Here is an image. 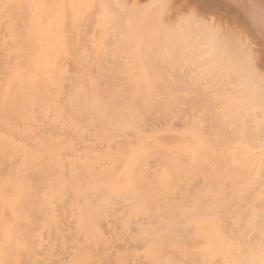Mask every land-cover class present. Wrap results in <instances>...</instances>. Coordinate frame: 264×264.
Listing matches in <instances>:
<instances>
[{
    "label": "rangeland",
    "instance_id": "1",
    "mask_svg": "<svg viewBox=\"0 0 264 264\" xmlns=\"http://www.w3.org/2000/svg\"><path fill=\"white\" fill-rule=\"evenodd\" d=\"M118 1L119 4L121 3L120 5L118 2L116 4L115 0H95V2L94 0H0V264H66L71 258L72 253L68 254L72 252L71 247L65 248L64 244L54 246L56 243L54 231L53 238L48 241V234L51 232L49 225H53L49 216L59 220L58 214H61L59 207L55 205L53 206L54 210H42L41 215H37L36 218L31 216V208L41 206L49 208V204L54 201L51 192L55 194L56 202H58L59 198L56 195L58 191L54 190L56 180L49 178L52 172L57 171L75 174L93 171L98 185L101 187L107 185L112 180L110 178L119 174L120 171H129L133 176L132 193L115 195L113 198L111 197L110 204L119 205L122 201L131 203L138 201L145 207L157 208L158 206L160 217L163 218L160 219V230L171 228L182 236V244L187 245V256L184 258L187 264H245L243 260L248 256L244 250V240L237 235V231L239 234L241 232L242 224L246 220H250L255 227L251 234L253 243L264 239V225L261 228L258 227V221L260 220V223L264 221L256 217L258 213L262 216L264 214V209H262L264 208V166L261 165L259 169L253 168L257 165V160L260 162L264 158V148L259 147L264 144V141L258 144L257 140L262 137L256 133L259 130L264 135V130L261 131L260 127L255 126L254 112L249 104L250 94L242 89L244 84L249 83V78L242 73L243 71L239 67L241 65L242 69L245 66L248 67L251 69L250 71H254V75L263 70V75H260L261 72L259 73L263 79L260 82L262 79L259 75H257L259 77L255 75L253 80L252 72L245 68L246 72L251 73V76L250 74L248 76L252 82L262 83L258 86V92L264 91V38L253 33L254 30L251 29L249 23L245 22L243 10L237 4L233 2V5H230L232 8L235 5L238 6V8L234 7V10L230 8L235 13L229 10L231 1L228 3V0L227 2L225 0V5H222V8L217 7L215 10L214 7H207L203 0ZM177 1L182 3V6ZM103 2L107 8L114 9V11L109 10L111 12L108 11V13L114 14L117 20L114 17L107 21L103 17V19L101 18ZM258 2L261 4V0ZM88 9L90 14H87ZM195 11H197V16L194 14ZM224 11L230 16L226 17V12L222 13ZM208 12H214L213 16ZM218 12L220 15L217 14ZM65 14L68 16L66 17ZM221 14L225 19L221 17ZM130 15L134 17L128 24L125 21ZM192 15H195L196 20L191 18ZM200 15L204 16V20ZM40 16L44 17L43 28L47 34L55 31L60 33L61 42L57 58L60 65L47 60L42 49V34L37 29L38 23L34 21V18ZM205 16L208 20L205 19ZM235 16L237 21L234 20ZM200 18L212 27L210 28L208 25L205 26L206 28L203 27L205 24L197 21ZM89 19L91 20L89 21ZM190 20L195 21L194 23L190 22L191 28L188 25ZM112 22L115 23V27H113L114 24L111 27ZM105 23L106 25H104ZM183 23L185 25L188 23L187 28L190 29L188 28L186 32L191 34L183 32L185 31ZM157 24L161 26L162 33L155 30ZM181 24L184 26L178 28ZM194 24L196 27L201 25L197 27L198 31L200 27L205 29L204 31L201 29L203 34L201 30L198 32V35L201 33V38L192 33L196 29ZM234 24H240L239 27L243 26H241L243 34L241 30L239 31V27L236 26L237 30L233 27ZM243 24H247V26L245 25V27ZM192 28L194 30H191ZM70 29L72 30L70 31ZM111 29L114 31L120 29L124 33L120 31L122 36L119 32L112 34L113 30L111 31ZM125 29L127 33H125ZM170 29L174 30L172 31L176 37L182 30V35L186 34V38L188 35L194 36L191 38L188 36V38L193 44L196 41L195 46L190 45V40H187L185 36L177 37L179 40L175 42ZM209 29L216 33H209ZM129 30L131 35H129ZM175 31L177 34L174 33ZM195 32L197 33V31ZM245 33L248 38L253 35L255 38L252 36L251 39L254 40L249 39L250 41H248L247 38L245 41ZM248 33L251 35L249 36ZM64 34H67L66 38ZM118 34L119 36H117ZM169 34L173 35V38ZM244 35L245 38H242ZM161 36L163 41H161ZM195 36H198L200 40L197 37V41ZM204 36L206 41L207 37H214V40L216 37L215 41L217 42L219 39L220 43H212L215 46L211 48L208 44L210 39L205 44ZM64 38L66 41L63 40ZM81 38L82 40H80ZM168 38L169 42H166L165 39ZM192 38L196 40H192ZM237 39L244 42V46ZM145 40L150 43L151 48ZM201 40L204 42L202 43ZM87 41L89 43H86ZM159 42L168 43L166 46L162 43L164 45L162 53L161 50H158V46L162 45H159ZM246 42L248 43L245 46ZM199 43L203 46V49L200 47L201 50L200 48L197 50ZM240 43L242 45L237 47L236 45ZM91 45H93L92 48ZM169 45L174 46L170 47ZM180 45L186 52L181 51L183 49L179 47ZM232 46L236 51L240 49L241 55L239 53L238 57L232 55L231 52L234 51ZM173 47L177 50H174ZM194 47L196 50L192 49ZM172 49L174 52L171 51ZM224 49L226 54L223 53ZM176 51L179 53L176 54ZM200 51L202 52L201 58L206 56L208 60L212 58L213 64L209 63L210 60L207 62L206 58L203 61L197 60L200 59ZM170 52L173 53L172 59H170ZM189 52L192 57L187 56ZM145 53L146 56H148L147 53L151 56L147 58ZM193 53L194 55H192ZM175 54L179 62L177 65H175ZM165 55L166 57H164ZM187 57L190 58L189 63L192 62V58H196L195 62L193 59L194 64L189 65ZM227 57L228 59H226ZM204 61L208 64H204ZM201 62L206 65L204 69ZM230 63L233 66L229 65ZM70 64H74V66ZM209 64L212 65V68L208 70ZM236 64L239 66L237 67ZM253 65H257V67L254 66V68ZM200 66L202 69L199 68ZM229 66L234 68L230 69ZM85 69H90V73L87 71L85 74ZM145 69L148 71L146 72ZM210 69L216 73H212ZM203 70L206 72L208 70V74L211 71L212 75L210 73L209 77L205 73L204 76ZM232 70H235V73ZM200 71L203 73L201 74ZM178 72L180 74L184 72L185 78L178 75ZM69 75L80 78L86 76L90 79L78 81L71 79L68 77ZM162 75L166 77H162ZM225 76L229 77L232 82L233 87L229 89L230 92L234 85L235 88L240 85L238 89H242L241 94L239 90L237 93L234 89L233 93L239 95L238 97L234 93L237 96L235 98L244 99L245 102L243 100L242 102L245 107L238 105L237 108L236 104L232 106L233 98L229 96L231 100L228 97L225 98L227 89L225 88V92L219 89L222 87L218 84L223 85L221 83L223 79H225L223 81L227 87L226 81L229 79H226ZM218 80L221 81L218 82ZM233 80L235 81L233 82ZM179 83L184 84V87ZM227 83L229 86L230 81ZM137 84L141 87L138 92L143 95L146 93L148 98L134 92L133 88ZM147 84L148 88H146ZM175 86H179V88L175 89ZM186 87L188 88L186 89ZM258 92L255 94L256 100H262L264 106V93L262 92L260 97L261 94L258 95ZM204 94L208 97L211 96V101L213 99L216 105L211 103L210 98L202 97ZM184 95H187L186 98ZM202 98L205 100L203 101ZM159 99L161 105H159ZM207 102L216 107L209 104L212 106L210 107ZM184 103L189 104V107ZM195 103L199 104L196 106ZM200 105L202 107H199ZM263 106H260V111H264ZM222 107L224 110L226 109L225 112L229 110L227 113L233 120L229 119L231 122H237L236 125L229 121L227 113L222 114L224 112ZM257 109L256 116L259 110ZM213 110L216 114L219 113L217 117ZM259 116H264V113L261 112ZM228 121L230 124L227 123ZM259 124L263 123L258 122L257 125ZM221 126H226V129L220 128ZM207 127L209 131L205 129ZM253 127L259 129L255 131L252 129ZM204 130L207 131L204 132ZM252 130L255 131L254 136L256 134L258 137L251 136ZM227 131L230 135L226 133ZM232 134L233 136H231ZM262 134L261 136H263ZM251 137L256 142L252 143ZM216 143L219 146H216ZM250 151H257L255 153L258 156L254 153L256 157H253V153ZM259 151H263V153L259 154ZM233 155H236L234 159H232ZM247 169L248 172H246ZM239 173L242 175H237ZM257 174L260 175L258 178ZM229 175L236 177L237 187L232 188L230 184H227L225 191L230 192L235 189L237 196L233 195L236 200L228 199L230 205H225L221 203V199L224 198L218 192L219 190L223 191L225 187H222L223 183L227 181L226 176ZM261 181L263 182L260 183ZM103 189H100V194H90V197L94 201H100L105 197V194L102 193ZM66 195L73 196L71 192ZM82 199L83 197L80 201ZM256 203L258 206L255 205ZM233 207L238 208L237 210L242 213L241 218L239 212H233ZM182 211H185L186 215L180 219L179 215ZM170 218H177V223L174 221L170 223ZM234 221L238 229L234 227ZM100 222L103 224L102 220ZM239 223L241 226H238ZM257 227L258 232L255 231ZM116 236L123 237L121 230L116 233ZM253 246L255 247L256 244ZM165 248L160 264H168L166 260L168 248ZM51 251L56 257L47 258L46 255ZM107 261L109 264L111 263L110 260ZM142 261L139 257L137 263L142 264ZM149 261V258L145 259V262Z\"/></svg>",
    "mask_w": 264,
    "mask_h": 264
},
{
    "label": "crops",
    "instance_id": "2",
    "mask_svg": "<svg viewBox=\"0 0 264 264\" xmlns=\"http://www.w3.org/2000/svg\"><path fill=\"white\" fill-rule=\"evenodd\" d=\"M68 174L65 171H57L49 176L56 180L54 190L58 193L59 191L64 194L71 192L76 196V203L68 204L71 212L69 208L61 209L60 215L63 220L61 218L56 220L49 216L53 225H49L51 232L48 234V241L53 238V231L62 229L63 222H65L63 227L67 226V222H73L82 232L80 235L75 234L78 236L75 242L80 243L81 248L75 252L71 247L72 255L66 264H101L103 259L110 260V264H138L139 257L143 260L142 264H160L165 247L168 248L166 255L168 264H187L184 260L187 256V245L182 244V236L171 228L160 230V219L163 218L160 217L158 206L157 208L145 207L138 201L136 203L122 201L119 205L110 204L112 195L132 193L134 187L131 172L120 171L119 174L111 177L108 187H105L102 192L105 197L100 201H94L90 197V194H100L101 188L98 187L95 172L72 173V176ZM71 178L72 184L69 183ZM69 184L71 185L68 186ZM82 197L84 201H80ZM47 210H54V208L49 206ZM185 215V211L180 212V219ZM100 217H103V226H101L103 230H99ZM176 219L170 218V223L172 221L177 223ZM119 230L123 237H115ZM66 240L67 237L64 238L63 244L67 246ZM72 242L75 243L73 240ZM97 242L103 243L105 247L103 252L95 250ZM46 257L54 258L56 255L51 251ZM146 258L150 261L145 262Z\"/></svg>",
    "mask_w": 264,
    "mask_h": 264
},
{
    "label": "bare ground",
    "instance_id": "3",
    "mask_svg": "<svg viewBox=\"0 0 264 264\" xmlns=\"http://www.w3.org/2000/svg\"><path fill=\"white\" fill-rule=\"evenodd\" d=\"M88 1V0H87ZM114 1V0H113ZM129 1V0H128ZM192 1V0H191ZM199 1V0H198ZM204 2L203 3H205L206 5H207V7L209 6V7H214L213 9L215 10V8H217V7H221L222 5H225V0H203ZM232 3H231V2ZM93 2V1H92ZM94 2H95V0H94ZM116 2H118V4H119V1L118 0H115V3ZM176 2V1H175ZM178 2V1H177ZM186 2V1H185ZM222 2H223V4H222ZM226 2H227V0H226ZM230 2V3H229ZM233 2L235 3V4H237L239 7H240V9L241 10H243L242 12V14H243V17L246 19L245 20V22L247 21L248 23H249V25H250V27H251V29L252 30H254L253 31V33H257L258 34V36L259 37H261V38H264V3L262 4V2H263V0H261V4L258 2V0H228V3H229V6L231 5H233ZM104 3V2H103ZM178 3H180V2H178ZM193 3V2H192ZM196 3V2H195ZM200 3V2H199ZM117 4V3H116ZM121 4V3H120ZM119 4V5H120ZM181 4V6H182V3H180ZM202 4V3H201ZM234 4V5H235ZM103 6H102V16H101V14H100V16H101V18L103 17L104 18V20H106L107 21V19H113V17H114V19H116L115 17V15L114 14H110V13H108V11L109 10H113L114 11V9L112 8V7H108V8H112V9H108L107 7H106V5H105V3L104 4H102ZM226 5H227V3H226ZM263 5V6H262ZM64 6V5H63ZM110 6V5H109ZM124 6V5H123ZM195 6V5H194ZM193 6V7H194ZM203 6H205V5H203ZM228 6V5H227ZM226 6V7H227ZM228 6V7H229ZM229 7V10H231L230 8H232V7ZM238 6L236 7V5L234 6L235 8H238ZM146 7V6H145ZM189 7V6H188ZM197 7V6H196ZM206 7V6H205ZM232 8L233 10L235 9V8ZM101 8V7H100ZM222 8V7H221ZM67 9V8H66ZM97 9V8H96ZM95 9V10H96ZM198 9H200L199 7H198ZM210 9V8H209ZM224 9V8H223ZM226 9H228V8H226ZM92 10H93V7H92ZM180 10V9H179ZM216 10H218V9H216ZM225 10V9H224ZM229 10H227V12L229 11ZM233 10H231V12H233ZM111 11H109V12H111ZM193 11H194V9H193ZM202 12H203V10H201ZM205 11V10H204ZM207 11H208V8H207ZM221 11V10H220ZM219 11V12H220ZM66 12H68V11H66ZM65 12V13H66ZM143 12V11H142ZM179 12V11H178ZM196 12V13H195ZM194 12V14L197 16V11H195ZM206 12V11H205ZM219 12L217 13V14H219ZM226 11H224V12H222V13H225ZM227 12H226V17H227V15H229V14H227ZM69 13V12H68ZM114 13V12H113ZM199 13V12H198ZM209 14L210 13H212V16H213V13L214 12H208ZM207 13V14H208ZM228 13H230V12H228ZM233 13H235V12H233ZM87 14H90L89 13V9H88V13ZM97 14V13H96ZM189 14V13H188ZM231 14V13H230ZM66 15V14H65ZM190 15V14H189ZM195 15H192L191 16V18H193L194 20H196V18H194L195 17ZM203 15H205V14H203ZM211 15V14H210ZM220 15V14H219ZM233 15V14H232ZM234 15H236V14H234ZM68 16V14L66 15V17ZM69 16H71V15H69ZM84 16H88V15H84ZM175 16V15H174ZM173 16V17H174ZM183 17H184V15H182ZM201 16V15H200ZM199 16V17H200ZM230 16V15H229ZM92 17V16H91ZM134 16L133 15H130V16H128L127 17V19H126V21L125 22H127L128 24H130L131 23V21H132V18H133ZM183 17H182V21H183ZM202 17V16H201ZM204 17V16H203ZM202 17V18H203ZM206 17V16H205ZM215 18H216V15L214 16ZM221 17H223L224 19H225V17L224 16H222V14H221ZM234 17V16H233ZM236 17V16H235ZM44 17H36V18H34V21H35V23H38V30H40L41 31V45H42V49H43V51L45 52V56H46V58H47V60H49V61H51V62H54V63H56V64H59V62L60 61H58L57 62V58H58V55H59V45H60V42H61V40H60V33L58 32V31H55V32H51V33H49V34H47V32H46V30L43 28V22H44V19H43ZM90 18V17H89ZM102 18V19H103ZM218 18V17H217ZM33 19V18H32ZM92 19V18H91ZM91 19H89V21L91 20ZM170 19V18H169ZM175 19V18H174ZM173 19V20H174ZM197 19H198V17H197ZM205 19H207V17L205 18ZM233 19V18H232ZM232 19H229V20H232ZM49 20V19H48ZM67 20V19H66ZM84 21H85V19H83ZM117 20V19H116ZM115 20V21H116ZM192 20V19H191ZM189 21L188 23H186V25L184 26L183 24H181V26L180 27H178V28H181L182 26H184L185 28H187V26L189 25V27L191 28V23L190 22H195V21ZM203 20H204V18H203ZM203 20L200 18V20H197V21H201V23L202 24H205L203 27H205V26H207L208 25V27H210L209 26V24H207V23H205V22H203ZM208 20V19H207ZM206 20V21H207ZM221 20V19H220ZM219 20V21H220ZM234 20H236L237 21V17H236V19H234ZM52 21V20H51ZM102 21V20H101ZM112 21V20H111ZM110 21V22H111ZM162 21V20H161ZM218 21V20H217ZM218 21V22H219ZM228 21V20H227ZM238 21H240V20H238ZM32 22V21H31ZM67 22V21H66ZM92 22V21H91ZM173 22V21H172ZM181 22V21H180ZM213 22V21H212ZM48 23H49V21H48ZM116 23H117V21H116ZM182 23V22H181ZM197 23V22H196ZM195 23V24H196ZM199 23V22H198ZM225 24H226V22H224ZM247 23V24H248ZM82 24V23H81ZM113 24H114V26H113ZM160 24V23H159ZM178 24V23H177ZM177 24H175L176 26L175 27H177ZM188 24V25H187ZM194 24V26H195V31H197V33L194 31V32H192L193 34L195 33V34H197L198 35V32H200V30L201 29H203V27L201 28L200 27V30L198 31V29H197V27H199V26H201V25H199V26H197L196 27V25ZM222 24V23H221ZM220 24V25H221ZM231 24V23H230ZM233 24V23H232ZM236 24V23H235ZM234 24V26L233 27H235V29L237 28V27H239L238 25H240V24H238V25H235ZM247 24H243L244 26L246 25L247 26ZM52 25V24H51ZM67 25H68V23H67ZM66 25V26H67ZM92 25V24H91ZM104 25H106V23L104 24ZM167 25V24H166ZM193 25V24H192ZM35 26V25H34ZM47 26H48V24H47ZM115 27V23L114 22H112V25H111V27ZM119 26V25H118ZM118 26H116V27H118ZM120 26H124V25H120ZM157 27H156V29L155 30H157V32H160V33H162L161 32V26L160 25H156ZM158 26H160L159 28H158ZM163 26H164V24H163ZM174 26V25H173ZM193 26V27H194ZM216 26V25H215ZM237 26V27H236ZM242 26V25H241ZM241 26L239 27V31L241 30ZM245 26V27H246ZM50 27V26H49ZM52 27V26H51ZM67 27H69V26H67ZM89 27H90V25H89ZM88 27V28H89ZM125 27V26H124ZM155 27V26H154ZM188 27V28H189ZM211 27H212V25H211ZM210 27V28H211ZM243 27V26H242ZM48 28V27H47ZM69 28H71V27H69ZM159 29V31H158V29ZM174 28V27H173ZM183 29V30H185V31H183V32H186V30H188V28L187 29ZM189 28V29H190ZM206 28V27H205ZM248 28H249V26H248ZM52 29V28H51ZM83 29V28H82ZM87 29V28H86ZM110 29V28H109ZM122 29V28H121ZM130 29V28H129ZM162 29H163V27H162ZM61 30V29H60ZM69 30V29H68ZM72 29H70V31H71ZM85 30V29H84ZM88 30V29H87ZM113 29H111V31H112ZM123 30V29H122ZM131 30V29H130ZM129 30V32H130V34L129 35H131V31ZM171 31L173 30V29H170ZM170 30H168V31H170ZM191 30H194V28H192ZM205 29H203V31H204ZM210 31H211V29H209ZM208 30V31H209ZM237 30V29H236ZM249 30V29H248ZM248 30H246V31H248ZM67 31V30H66ZM69 31V32H70ZM74 31V30H73ZM121 30L119 29V31H112V34H113V32H119L120 34H121V32H123L124 33V31H121ZM174 31V30H173ZM173 31H172V34H173ZM179 31V30H178ZM182 31L180 32H178V34H177V32L175 31L174 33H176L177 34V37H181V36H185V38H186V34H188L189 32L187 31L186 32V34H184V35H182ZM190 31V30H189ZM203 31L201 30V32H202V34H203ZM207 31V32H208ZM209 31V33H213L214 31H211L210 32ZM234 31V30H233ZM239 31H237V32H239ZM243 30H241V33L243 34V32H242ZM64 32V31H63ZM88 32V31H87ZM164 32V31H163ZM245 32V31H244ZM250 32V31H249ZM65 33V32H64ZM73 34H74V32H72ZM72 33H71V35H72ZM76 33V32H75ZM93 33V32H92ZM111 33V32H110ZM125 33H127L126 32V29H125ZM156 33V32H155ZM160 33H158V34H160ZM214 33H216V32H214ZM234 33H236L235 31H234ZM240 33V32H239ZM84 34V33H83ZM157 34V35H158ZM179 34H180V36H179ZM189 34H191V33H189ZM238 34V33H237ZM65 35H67V34H64V37H65ZM75 35V34H74ZM104 35V34H103ZM124 35V34H123ZM167 35H168V33H167ZM169 35H171V34H169ZM174 35V40H175V42H176V40H179V38L177 39V37L175 36V34H173ZM173 35H171L172 36V38H173ZM201 33H199V37L201 38ZM245 35H246V33H245ZM245 35L242 37V36H240V37H242V38H245ZM248 35H249V33H248ZM251 35V34H250ZM249 35V36H250ZM117 36H119V34L117 35ZM120 36H122V34L120 35ZM189 36V35H188ZM188 36H187V40L189 39L190 40V38H191V36L192 35H190L189 37L190 38H188ZM198 36H195L196 38L198 37ZM253 36V35H252ZM252 36H251V38H252ZM256 36V35H255ZM116 37V36H115ZM192 37H194V36H192ZM198 37V38H199ZM254 37V36H253ZM61 38H62V35H61ZM66 38V37H65ZM65 38L63 39V40H65ZM83 38V37H82ZM82 38L80 39V40H82ZM86 38V37H85ZM94 38V37H93ZM158 38V37H157ZM163 37L161 36V41H163V39H162ZM169 38H170V36H169ZM169 38L168 39H165L166 40V42H169V41H167V40H169ZM176 38V39H175ZM185 38H184V40H185ZM198 38H197V41H198ZM200 38H199V40H200ZM204 38H205V36H204ZM203 38V39H204ZM247 38H248V36L246 35V39H244L245 41L247 40ZM251 38H248V41H250L249 39H251ZM255 38V37H254ZM257 38V37H256ZM84 39V38H83ZM159 39V38H158ZM193 39H195V38H192V40ZM208 39H210L209 41V43L207 42L208 41ZM257 39H260V38H257ZM86 40H87V38H86ZM106 40V39H105ZM143 40H144V38H143ZM148 40V39H147ZM147 40H145V42L147 41ZM164 40V41H165ZM173 40V39H172ZM186 40V42H188ZM196 40V39H195ZM215 40H217V38L215 37ZM214 40V37H207V41H206V38L204 39V41H205V44L206 43H208L209 44V47H211L212 48V46H215V44H217V43H220V40L218 39V41L216 42ZM254 40V39H253ZM252 39H251V41H253ZM66 41V40H65ZM68 41H70L69 39H68ZM74 41V40H73ZM149 41V40H148ZM202 41V40H201ZM204 41H202V43L204 42ZM237 41H239L238 39H237ZM258 41H260V40H258ZM173 42V41H172ZM174 42V43H175ZM179 42V41H178ZM190 42H191V40H190ZM189 42V43H190ZM195 42L196 41H194V44L191 42L190 43V45H194L195 46ZM215 42V44L213 45L212 43H214ZM239 42H242V41H239ZM263 42H264V40H263ZM74 43V42H73ZM76 43V42H75ZM86 43H89L88 41L86 42ZM111 43V42H110ZM142 43H144V42H142ZM146 43H148L149 45H150V43L149 42H146ZM162 43H164V42H162ZM161 42H159V45L160 44H162ZM182 43V42H181ZM234 43H235V41H234ZM247 43L248 42H246V44H245V46L247 45ZM262 43V42H261ZM85 44V43H84ZM165 44V46H166V44L168 45V43H164ZM170 44H171V41H170ZM187 44V43H186ZM207 44V45H208ZM222 44V43H221ZM242 44H243V46H244V42H242ZM241 43L240 44H237L236 46L238 47L239 45H242ZM263 44V43H262ZM95 45V44H94ZM144 45V44H143ZM163 45V44H162ZM162 45H160V46H158L159 48H158V50H161V53H162V51L164 50L163 49V47H164V45L162 46ZM184 45V44H183ZM188 45V44H187ZM258 45V44H257ZM65 46V45H64ZM64 46H61V47H64ZM68 46H69V44H68ZM74 46V45H73ZM85 46V45H84ZM147 46V45H146ZM145 46V47H146ZM170 47H172V46H174V45H169ZM186 46V45H185ZM185 46H184V48H185ZM196 46H197V43H196ZM242 46V47H243ZM250 46V45H249ZM253 47L254 46H256V45H252ZM251 46V47H252ZM93 47V45H91V48ZM175 47H176V45H175ZM180 48H182V46L180 45L179 46ZM192 47V46H191ZM202 48L203 46L202 45H200V43L198 44V48H197V50H199V48ZM230 47V46H229ZM147 48H148V46H147ZM150 48H151V45H150ZM149 48V49H150ZM174 48V47H173ZM178 48V47H177ZM190 48V47H189ZM201 48H200V50H201ZM225 48V47H224ZM231 48V47H230ZM232 48H234L233 46H232ZM87 49H89V48H87ZM166 49H167V47H166ZM183 49V48H182ZM187 49V48H186ZM192 49H195V47L194 48H192ZM203 49V48H202ZM242 49H244V48H242ZM241 49V50H242ZM250 49H252V48H250ZM250 49H249V51H250ZM259 49H261V48H259ZM153 50V49H152ZM174 50H177V49H175L174 48ZM174 50L172 49L171 51H173L174 52ZM196 50V49H195ZM240 50V49H239ZM238 49H237V51L235 50V48H234V51L233 52H235V53H233V52H231V54L232 55H237L238 53H239V55H241V51H239ZM93 51V50H92ZM147 51V50H146ZM150 51H151V49H150ZM181 51H183V53L184 52H186V51H184V49L183 50H181ZM189 51V50H188ZM192 51V50H191ZM244 51H246V50H244ZM144 52V51H143ZM165 53L167 52V51H164ZM169 52V51H168ZM201 52V51H200ZM206 52V51H205ZM153 53H155V52H153ZM160 53V52H159ZM160 53V54H161ZM177 53H179L178 51H176V54ZM182 53V52H181ZM192 53V52H191ZM224 54H226V52H225V49H224V52H223ZM149 54H150V52H149ZM148 53H147V55L148 56H146V53L144 54L147 58H149L151 55H149ZM156 54V53H155ZM170 54H171V56H170ZM170 54H169V56H170V59H172L171 57H173V53L172 52H170ZM176 54H175V56H176ZM153 56H154V54H152ZM192 55H194V53L192 54ZM195 55H196V53H195ZM199 55H200V53H199ZM198 55V56H199ZM204 55H206V54H204ZM209 55V54H208ZM212 55V54H211ZM253 55H255L254 53H253ZM252 54L250 55L251 57L253 56ZM188 57L190 56V57H192L191 55H190V52H189V55H187ZM198 56H196V58H199L200 57V59H197V60H200V61H203L205 58L207 59L208 57L206 56V57H204L203 59L201 58V56H202V52H201V55L198 57ZM245 55L243 54V57H244ZM128 57V56H127ZM164 57H166V55L164 56ZM183 57V56H182ZM188 57H187V59H188ZM193 57H195V56H193ZM209 57H210V55H209ZM226 57V56H225ZM236 57H238V55L236 56ZM247 58H250V57H248V56H246ZM153 58V57H152ZM175 58V61H176V64L175 65H177V56L176 57H174ZM196 58H192V62H191V60H190V62L192 63V64H194L193 63V59H195L194 60V62L196 61ZM229 58H230V56H229ZM263 58V57H262ZM114 59V58H113ZM190 59V58H189ZM189 59L187 60L188 61V64L190 65L191 63H189ZM202 59V60H201ZM205 59V60H206ZM212 58H209V60H210V62L209 63H212L213 64V62H211V61H213V59L211 60ZM226 59H228V57L226 58ZM59 60V59H58ZM70 60V59H69ZM69 60H68V62H69ZM125 60H126V58H125ZM168 60V59H167ZM178 60L180 61V58H179V56H178ZM208 59L206 60L207 62L209 61ZM252 60H255V59H252ZM80 61V60H79ZM229 62H230V60H228ZM126 62H128V61H126ZM259 62V61H258ZM70 63V62H69ZM101 63H102V61H101ZM179 63V62H178ZM202 63V62H201ZM200 63V64H201ZM204 64H206L205 63V61L203 62ZM202 63V64H203ZM233 63H235V62H233ZM120 64V63H119ZM123 64V63H122ZM201 65V66H204V67H202L203 69L206 67V65L208 64H206V65ZM242 64H245V63H242ZM247 64V63H246ZM252 64V63H251ZM60 65V64H59ZM70 65H73L74 66V64H70ZM69 65V66H70ZM78 65V64H77ZM171 65V64H170ZM173 65V64H172ZM210 65V66H209ZM208 66V70H209V68H212V65L211 64H209ZM227 65V64H226ZM225 65V67L227 68L228 67V65L226 66ZM229 65H231V66H233L231 63L229 64ZM178 66H180L179 64H178ZM201 66L199 67V68H201ZM219 66V65H218ZM231 66H229V68L230 69H232V68H234V67H231ZM236 66H237V64H236ZM236 66H235V68H236ZM239 66V65H238ZM237 66V67H238ZM255 65H253V67H254ZM255 67H257V65L255 66ZM254 67V68H255ZM74 68V67H73ZM82 68V67H81ZM126 68V67H125ZM187 68V67H186ZM190 68V67H189ZM196 68V67H195ZM194 68V69H195ZM198 67H197V70L199 69ZM201 68V69H202ZM241 70H240V73L242 72V73H244V75H246V77H248L249 79H250V77L248 76L249 74H250V76H251V73H248L251 69H248V67H246L245 66V68H247L249 71L248 72H246L245 70H247V69H245L244 67H243V69H242V65H241V67H239ZM180 69H181V67H180ZM191 69V68H190ZM193 69V70H194ZM200 69V70H201ZM222 69V68H221ZM127 70V69H126ZM192 70V71H193ZM208 70H207V72H206V70H203L204 71V76H205V73H207L208 74ZM210 70H212V73L214 72V70L213 69H210ZM224 70V69H223ZM237 70H239L238 68H237ZM237 70H236V72H237ZM87 71H89V73H90V69H85L84 70V72H85V74H86V72ZM96 71V70H95ZM145 71L147 72L148 70L147 69H145ZM185 71V70H184ZM202 71V70H201ZM200 71V73L202 74L203 72H201ZM235 71V70H234ZM233 70H232V72H234ZM263 71V70H262ZM261 70L259 71V73H260V75H263V72H262ZM180 72V71H179ZM178 72V73H179ZM223 72V71H222ZM225 72V71H224ZM250 72H252V74H253V80L255 79L254 77H255V75H256V77H259L260 75H259V73L258 74H255L254 75V71H250ZM188 74H189V72H187ZM210 73H211V71H210ZM209 73V74H210ZM212 73H211V75H212ZM214 73H216V72H214ZM235 73V72H234ZM177 74V73H176ZM209 74H208V76H209ZM99 75V74H98ZM178 75H182V77L183 78H185L183 75H185L184 74V72H183V74H178ZM197 75V74H196ZM200 75V74H199ZM215 75V74H214ZM223 75H224V73H223ZM257 75H259V76H257ZM164 75H162V77H163ZM177 76V75H176ZM189 76V75H188ZM187 76V77H188ZM202 76V75H201ZM68 77H71V79H76V80H78V81H82L81 79H84V80H89L90 78H88V77H84V78H80V77H78V76H72V75H69ZM95 77V76H94ZM164 77H166V76H164ZM195 77V76H194ZM210 77V76H209ZM264 77V76H263ZM98 78V77H97ZM176 78V77H175ZM175 78H174V80H175ZM178 78H180V76H178ZM199 78V77H198ZM219 78V77H218ZM225 78L227 79H229V80H227L228 82L230 81V85L228 86V83H227V81H226V85H227V87L224 85V82L225 81H223V80H225V79H223L222 81L221 80H218V82H220L221 81V83H223V85H221L220 83L218 84V82H217V84H218V86H220V87H222V88H219V89H222L223 91L225 90V88L227 89V90H225L227 93H225L224 95L226 96L225 98H227L228 96L229 97H231V98H233L232 100H233V102H232V106L233 105H235L236 104V107L238 108L239 106L238 105H240V106H242V107H245V104L243 103V102H245L244 101V99H242L243 97H240L242 100H243V102H242V100H240L239 98H235V97H239V95H237V93H238V87H240V85H239V83H236L237 85H239V86H237L236 88H235V85H234V88H232V91L230 92V90L229 89H231V87H233L232 86V82H231V80H230V78L229 77H227V76H225ZM260 78H261V76H260ZM248 79V82L249 83H246V84H244V86H243V90L244 91H246L247 93H249L250 94V97L252 98L253 97V99H251L250 98V107L252 108V111L254 112V115H253V117H255V126L257 127H260V130L262 131V130H264V126H261V125H264V116H259L260 114H261V112H262V114L264 113V111H260V106H263V104H262V100L261 101H257L256 100V95L255 94H257V92H258V90H259V84H262V83H260L261 81H263V79L262 80H260V82L259 83H256L255 81H253L252 82V79H250L249 80ZM257 79H259V78H257ZM177 80V79H176ZM181 80V79H180ZM179 80V81H180ZM185 80V79H184ZM183 80V81H184ZM195 80V79H194ZM169 81V80H168ZM182 81V80H181ZM180 81V82H181ZM216 81V80H215ZM235 80H233V82H234ZM150 82V81H149ZM174 82V81H173ZM189 82V81H188ZM198 82V81H197ZM196 82V83H197ZM204 82V81H203ZM207 82V81H206ZM209 82V81H208ZM250 82H252V83H250ZM160 83V82H159ZM175 83V82H174ZM191 83V82H190ZM216 83V82H215ZM149 84V83H148ZM148 84L146 85V88H148L149 86H148ZM198 84H200V83H198ZM209 84V83H208ZM159 85V84H158ZM169 85V84H168ZM174 85V84H173ZM176 85H178L177 84V82H176ZM179 85H181L180 83H179ZM184 85V84H183ZM183 85H181V86H183ZM181 86H180V88H181ZM191 86V85H190ZM212 86V85H211ZM134 87V86H133ZM132 87V88H133ZM176 88L175 89H178L179 88V86L177 87V86H175ZM184 87V86H183ZM141 87L137 84V86L135 85V87L133 88V90H134V92H136V93H138L139 95H142V97H145L146 96V98H148V95H146V93H144V95L143 94H141L140 92H138L139 91V89H140ZM188 87H186V89H187ZM207 88V87H206ZM182 89V88H181ZM208 89V88H207ZM217 89V88H216ZM235 90V92H237V93H235L237 96H235V94L233 93V91ZM241 89V90H242ZM261 89V88H260ZM263 89V88H262ZM160 90H161V88H160ZM189 90V89H188ZM187 90V91H188ZM209 90H211V89H209ZM237 90V91H236ZM241 90H239V92H240V94H241ZM173 91V90H172ZM192 91V90H191ZM216 91H218V90H216ZM224 91V92H225ZM229 91V92H228ZM162 92V91H161ZM174 92V91H173ZM189 92V91H188ZM223 92V93H224ZM263 93H264V91H262ZM261 92V93H262ZM200 93V92H199ZM220 93V92H219ZM261 93H259L258 92V95H260ZM234 94V95H233ZM196 95H198V94H196ZM255 95V96H254ZM264 95V94H263ZM185 96V95H184ZM187 96V95H186ZM186 96H185V98H186ZM191 96V95H190ZM232 96H234V97H232ZM262 96V94L260 95V97ZM162 97V96H161ZM189 97V96H188ZM196 97V96H195ZM202 97H208V96H205V94L202 96ZM211 96H209L208 98H210ZM228 97V99H230ZM178 98H180V96H178ZM181 98H182V96H181ZM198 98V97H197ZM215 98V97H214ZM145 99V98H144ZM161 99V98H160ZM160 99H159V105H161V101H160ZM183 99V98H182ZM199 99V98H198ZM203 99V98H202ZM201 99V100H202ZM216 99H218V98H216ZM237 99H239V100H237ZM179 100V99H178ZM185 100V99H184ZM200 100V99H199ZM205 99H203V101H204ZM210 101H211V98L209 99ZM231 100V99H230ZM195 101H197V99H195ZM207 101H208V99H207ZM212 101H213V99H212ZM211 101V103H213V104H215L214 103V101L212 102ZM181 102V101H180ZM200 102V101H199ZM206 102V101H205ZM183 103V102H182ZM188 103H189V101H188ZM202 103V102H201ZM204 103V102H203ZM238 103V104H237ZM157 104V103H156ZM184 104H187V103H184ZM196 104V106H197V104H199V103H195ZM209 104H210V102H209ZM208 104V102H207V105H209ZM213 104H210V105H212L213 107L216 105H213ZM228 104H230L229 102H228ZM262 104V105H261ZM176 105H178V104H176ZM189 104H187V106H188ZM203 105V104H202ZM209 105V106H210ZM204 106V105H203ZM212 106H210V107H212ZM221 106H222V104H221ZM161 107V106H160ZM170 107V106H169ZM189 107V106H188ZM199 107H202L201 105L199 106ZM208 107V106H207ZM216 107V106H215ZM235 107V108H236ZM264 107V106H263ZM164 108V107H163ZM179 108V107H178ZM185 108H186V106H185ZM209 108V107H208ZM220 108V107H219ZM223 108V107H222ZM230 108V107H229ZM232 108V107H231ZM259 110H258V109ZM173 109H174V107H173ZM180 109V108H179ZM187 109V108H186ZM211 109V108H210ZM212 109H214V108H212ZM211 109V110H212ZM256 109L258 110V115L256 116L255 114H256ZM175 110V109H174ZM223 110H224V108H223ZM226 110V109H225ZM225 110H224V112H222V114L223 115H225L226 113H227V111H229V110H227L226 112H225ZM236 110V109H235ZM262 110V109H261ZM177 111V110H176ZM186 111H188V110H186ZM200 111V110H199ZM206 111H207V109H206ZM208 111H209V109H208ZM239 111V110H238ZM180 112V111H179ZM213 112H214V114L216 115V117L218 116V112H217V114L215 113V111L213 110ZM252 112V113H253ZM260 112V113H259ZM192 113V112H191ZM194 113V112H193ZM197 113V112H196ZM205 113V112H204ZM208 113V112H207ZM206 113V114H207ZM212 113V112H211ZM231 113V112H230ZM168 114H169V112H168ZM195 114V113H194ZM228 114V113H227ZM210 115V114H209ZM169 116H170V114H169ZM212 115H210V117H211ZM181 117V116H180ZM232 117H233V115H232ZM248 117V116H247ZM250 117H252V116H250ZM261 117V119L263 120V122H262V120L261 119H259V120H257L258 118H260ZM212 118H213V116H212ZM214 118H215V116H214ZM228 119L230 118L231 120H233L231 117H229V114H228V117H227ZM226 118V119H227ZM178 119H179V117H178ZM207 119H208V116H207ZM219 119V118H218ZM227 119V120H228ZM230 119H229V121H230ZM237 119V118H236ZM240 119H241V117H240ZM240 119H238V120H240ZM181 120V119H180ZM179 120V121H180ZM214 120V119H213ZM213 120H212V123H213ZM248 120V119H247ZM246 120V121H247ZM260 120H261V122H260ZM174 121H176L177 122V120H175L174 119ZM219 121H222V120H219ZM226 121V120H225ZM229 121L227 122L228 124H230L229 123ZM236 121V120H235ZM259 123H263V124H259V125H257L258 124V122ZM185 122V121H184ZM188 122H189V120H188ZM215 123H216V121H214ZM223 122V121H222ZM231 122V121H230ZM233 123H234V121H232ZM231 122V123H232ZM174 123V122H173ZM182 123V122H181ZM209 123V122H208ZM208 123H207V125H208ZM232 123V124H233ZM235 123H237V122H235ZM234 123V124H235ZM177 124V123H176ZM174 125H175V123H174ZM219 125V124H218ZM222 125V124H221ZM236 125V124H235ZM239 125H240V122H239ZM205 126H206V124H205ZM213 126V125H212ZM216 126H217V124H216ZM237 126H238V124H237ZM218 127V126H217ZM226 126H224V127H220V128H222V129H224ZM240 127V126H239ZM262 127V128H261ZM214 128H215V125H214ZM204 129V128H203ZM205 129H207L208 131H209V129H208V127L207 128H205ZM212 129V128H211ZM226 129V128H225ZM224 129V130H225ZM238 129V128H237ZM253 130H257V129H259V128H255V127H253L252 128ZM206 130V131H207ZM215 130V129H214ZM252 130V132H253V135H252V132H250L251 133V136L252 137H258L257 135H260L259 137H262V139H258L257 140V138H254V139H256L258 142V144H260V143H262L263 141H264V135L262 134V132H260L259 130H257V132L256 133H259V134H255V136H254V132L255 131H253ZM205 130H204V132H206ZM211 131V130H210ZM229 131V130H228ZM228 131L226 132L228 135H230L229 133H228ZM232 131V130H231ZM219 132L221 133V131L219 130ZM230 132V131H229ZM233 132V131H232ZM249 132V131H248ZM223 133V135H224V131L222 132ZM263 133H264V131H263ZM205 134V133H204ZM226 134V135H227ZM238 134V133H237ZM261 134L263 135V136H261ZM208 135V134H207ZM249 135V134H248ZM231 136H233V134L231 135ZM205 137V136H204ZM252 137H251V140L253 141H251L252 143H254V142H256V141H254L253 139H252ZM248 138H249V136H248ZM225 140L227 139V138H224ZM230 139V138H229ZM250 139V138H249ZM218 140V139H217ZM224 140V141H225ZM232 140V139H231ZM261 142H260V141ZM221 141H223L222 140V138H221ZM228 141V140H227ZM264 143V142H263ZM256 144V143H255ZM257 144V145H258ZM216 146L218 145L217 143L215 144ZM225 145V144H224ZM262 145V146H261ZM259 147H261L262 149L264 148V144H261ZM219 146V145H218ZM256 149V148H255ZM260 149V148H259ZM202 150V149H201ZM234 151V150H233ZM263 151H264V149H263ZM263 151H259L258 153L260 154V152H262L263 153ZM204 152V151H203ZM232 152V151H231ZM250 152H252V151H250ZM255 152H257V151H254V152H252L253 153V155H252V153H250L253 157H256V155H254V153ZM232 153H234V152H232ZM213 154V153H212ZM235 154V153H234ZM255 154H257V153H255ZM251 155H250V157H251ZM196 156H198V155H196ZM236 156V155H235ZM234 155H233V158L232 159H234V157H235ZM257 156H258V154H257ZM260 156V155H259ZM244 157V156H243ZM262 157V156H261ZM263 157H264V153H263ZM262 157V158H263ZM245 159V158H244ZM259 160H262V159H259ZM235 161H236V159H235ZM248 161H250V160H248ZM263 162H264V158H263V160H262ZM262 161H258L257 160V165H255L254 163H252V162H250V163H252V165L254 164L255 166L253 167V168H256L257 167V169H259V168H261L260 166L261 165H263L264 166V163L262 162ZM202 162H203V159H202ZM250 165V164H249ZM248 165V166H249ZM243 169V168H242ZM246 169V168H245ZM249 169V168H248ZM248 169L246 170V172H248ZM250 169H252L251 167H250ZM264 169V168H263ZM243 171V170H242ZM250 171V170H249ZM252 171V170H251ZM246 172H244L245 174H247ZM241 173H239V174H237V175H240ZM259 174V173H258ZM258 174H257V178L260 176H258ZM261 174V173H260ZM69 176H72V173H69L68 174ZM228 175V174H227ZM236 175V176H237ZM242 175V174H241ZM263 175H264V173H263ZM244 178V177H243ZM245 178H247V177H245ZM248 179H249V177H248ZM221 180V179H220ZM227 180V181H226ZM226 182H224L223 183V186L222 187H224L223 188V191H220L219 190V192L218 193H221V195L223 196V200L221 199V203L222 204H225V205H230L229 204V202H228V199H231V200H236L235 198H234V196L233 195H236L237 196V191L235 190V189H233V190H230V192L229 191H225L226 190V186H227V184H230L231 186H232V188H235V187H237L236 186V184H237V181H236V177L234 176V175H229V176H226ZM261 180H262V178H261ZM72 182H73V179L71 178L70 180H69V183H71L72 184ZM258 182H259V180H258ZM263 181H261L260 183H262ZM226 183V184H225ZM57 184V183H56ZM71 184H69L68 186H70ZM255 185V184H254ZM263 185H264V182H263ZM212 186V185H211ZM98 187H100L101 189H103V188H105V187H108V184L107 185H104V186H102L101 187V185H98ZM256 187V186H255ZM214 188V187H213ZM57 192V191H56ZM51 194H53V195H51L52 196V198H54V201H53V203H51V204H49V206H51V207H53V206H57V207H59V210H60V212H61V209H63V208H69V206H68V204H74V203H76V196H71V195H66V194H64V193H60V191H59V193L57 192L56 193V195L58 196V198H59V200H58V202H56V196H55V194L53 193V192H51ZM250 194H252V193H250ZM60 195V196H59ZM115 195H112L111 197L113 198ZM254 197V196H253ZM104 198V197H103ZM82 201H84V199H82ZM56 202V203H55ZM160 202V201H159ZM263 202V201H262ZM262 202H261V204H262ZM256 206H258L257 205V203L255 204ZM263 205V204H262ZM242 206H244L243 204H242ZM247 207H248V205H246ZM47 208H48V206H47ZM47 208H43L42 206L41 207H37V208H31V216L32 217H34V218H36V216L37 215H41L40 213H41V211L42 210H47ZM240 208H241V206H240ZM250 208V207H249ZM238 209V208H237ZM237 209H235V207H233V212L235 213V212H239V216H240V218L242 217V213H240V211H238ZM248 209V208H247ZM246 209V210H247ZM262 209H264V208H262ZM237 210V211H236ZM69 211L71 212V210H70V208H69ZM262 211V210H261ZM241 212H243V211H241ZM250 212V211H249ZM260 212V211H259ZM244 213H246V212H244ZM59 215V218H61V215L60 214H58ZM248 215V214H247ZM249 216V215H248ZM244 217V216H243ZM250 217H251V215H250ZM256 217H258V219L259 218H261L263 221H264V214H263V216L261 215V214H257L256 215ZM263 217V218H262ZM244 218H246V217H244ZM62 219V218H61ZM243 219V218H242ZM242 219H240V220H242ZM63 220V219H62ZM100 220H102L103 221V219H102V217H100V219H99V221H98V225H99V230H103V228L101 227V226H103V224H101V222H100ZM261 220V221H262ZM242 221H244V220H242ZM260 221V220H259ZM258 221V227L259 228H261L263 225H264V222L263 223H260ZM62 222V221H61ZM239 222H241V221H239ZM242 223V222H241ZM240 224V223H239ZM62 226H61V230L60 231H58L57 229H56V243H54V246L56 245V246H62L63 245V242H64V238H66L67 237V240H66V242H67V247H66V244H64L63 246H65V248H69V247H73L74 248V250H75V252H77L76 250H79V248H81V244L80 243H78V242H75V240H77V238H78V236L77 235H75V234H82V232H80L78 229H77V225L76 224H73V222H67V226L69 227V228H67V226L66 227H63V226H65V222H63V224H61ZM233 225H234V227L236 228V229H238L237 228V224H236V222L234 221L233 222ZM74 226H76L75 228H73ZM238 226H241V224L240 225H238ZM256 226V225H255ZM258 227H257V229L255 230L256 232H258ZM72 228H73V234H72ZM241 228V227H240ZM253 228H255L254 226H253V224L251 223V221L250 220H246L243 224H242V228H241V232H240V234L238 233V231H237V235H238V237H240V238H242L243 240H244V250L246 251V253H247V256H248V258H246L245 260H243V263H245V264H264V241H262V240H264V239H260L261 241H259V240H257V243H253L252 242V230H253ZM261 232H262V230H260ZM99 232V231H98ZM102 232H104V231H102ZM263 232H264V226H263ZM72 234V235H71ZM84 236H85V234H84ZM244 236V237H243ZM260 236H262L261 234H260ZM96 237V236H95ZM258 237H259V234H258ZM86 238V237H85ZM264 238V237H263ZM96 239H98V237H96ZM259 239V238H258ZM72 240L75 242V243H73L72 242ZM255 245L256 244V246L254 247L253 246V244ZM54 248V247H53ZM255 248V249H254ZM104 249H105V247L103 246V243L102 242H97V244H96V246H95V250L97 251V252H103L104 251ZM54 250H56V249H54ZM74 252V253H75ZM68 254H71V252H69ZM107 261V260H106ZM105 261V259H103L102 260V262H101V264H109V261H107L106 262ZM100 264V263H99Z\"/></svg>",
    "mask_w": 264,
    "mask_h": 264
}]
</instances>
